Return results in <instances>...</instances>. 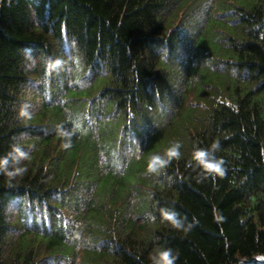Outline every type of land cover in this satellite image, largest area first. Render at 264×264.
<instances>
[{
  "label": "trees",
  "instance_id": "1",
  "mask_svg": "<svg viewBox=\"0 0 264 264\" xmlns=\"http://www.w3.org/2000/svg\"><path fill=\"white\" fill-rule=\"evenodd\" d=\"M158 247L264 264V0H0V264H151Z\"/></svg>",
  "mask_w": 264,
  "mask_h": 264
},
{
  "label": "clouds",
  "instance_id": "2",
  "mask_svg": "<svg viewBox=\"0 0 264 264\" xmlns=\"http://www.w3.org/2000/svg\"><path fill=\"white\" fill-rule=\"evenodd\" d=\"M19 116L22 119L30 118V114L26 107L21 108L19 111ZM62 136L70 138L71 133L70 132H62ZM71 146L70 139L67 143L64 144L65 148H69ZM217 145H213L212 149L214 150ZM180 144L175 143L171 145L166 153V157H163L161 155H152L147 163V172L148 173H158L162 168H164L169 161L174 157H179L180 152ZM21 156H25L24 153H21ZM193 159L196 161L197 165H202L209 173H219L220 175L224 174V169L222 167L223 161H217L214 159L213 151L212 150H198L193 154ZM166 219L170 220L175 224L177 227L182 226L181 222L176 219L175 213H165ZM191 227V226H189ZM177 257L173 253V251L170 248L166 247H158L155 249L153 254L150 256L151 264H175Z\"/></svg>",
  "mask_w": 264,
  "mask_h": 264
},
{
  "label": "rangeland",
  "instance_id": "3",
  "mask_svg": "<svg viewBox=\"0 0 264 264\" xmlns=\"http://www.w3.org/2000/svg\"><path fill=\"white\" fill-rule=\"evenodd\" d=\"M199 9V8H198ZM201 10L200 11H202V9H203V11H204V13H205V11H206V8L205 7H201L200 8ZM200 11L198 12V14H196L197 12H196V10L194 9V11L192 12V14L191 15H195V17H197L198 18V22H200V21H202L203 20V18H204V16L202 15V14H200ZM202 13V12H201ZM37 82H34V84L32 85V83H30L27 87H28V96H27V98H39V96H38V91L35 89V88H37ZM58 97V95H54V96H52L51 98H57ZM25 107L26 108H28V109H32L36 104H34V103H32V102H30V101H25ZM27 109V110H28Z\"/></svg>",
  "mask_w": 264,
  "mask_h": 264
}]
</instances>
